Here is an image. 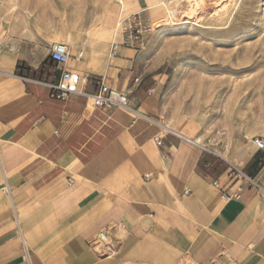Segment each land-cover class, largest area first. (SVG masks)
<instances>
[{
	"label": "crops",
	"instance_id": "0c3cea01",
	"mask_svg": "<svg viewBox=\"0 0 264 264\" xmlns=\"http://www.w3.org/2000/svg\"><path fill=\"white\" fill-rule=\"evenodd\" d=\"M50 43L39 54L1 47L0 264H264V193L228 177L234 165L264 186V153L217 152L163 122L134 49L108 59L106 44H67L85 89L103 76L128 108L50 98ZM99 230L115 254L90 246Z\"/></svg>",
	"mask_w": 264,
	"mask_h": 264
},
{
	"label": "rangeland",
	"instance_id": "374dc122",
	"mask_svg": "<svg viewBox=\"0 0 264 264\" xmlns=\"http://www.w3.org/2000/svg\"><path fill=\"white\" fill-rule=\"evenodd\" d=\"M189 1L0 0V45L106 44L108 55L116 21L137 13L148 30L137 63L158 117L217 152L253 145L264 137V0H200L188 16Z\"/></svg>",
	"mask_w": 264,
	"mask_h": 264
},
{
	"label": "built area",
	"instance_id": "2783aa9c",
	"mask_svg": "<svg viewBox=\"0 0 264 264\" xmlns=\"http://www.w3.org/2000/svg\"><path fill=\"white\" fill-rule=\"evenodd\" d=\"M115 30L118 35L117 40L113 41L108 50V59H112L121 47L134 50L142 49L145 46L146 32L148 31L137 13L119 18L115 23ZM1 53V45H0ZM82 51H80L76 59H81ZM48 58L55 63L59 69V76L56 81L45 83L50 92L49 97L53 99L65 100L71 94L83 95L89 98L95 108H128V93L125 90L111 87L105 82V78L99 77L93 80L94 90L89 92L85 89V85L90 78L87 74H79L67 68V64L71 58V49L69 45L63 42L54 41L48 46ZM23 80H30L20 76ZM138 77L133 81L138 82ZM38 82V81H37ZM152 87L146 90L147 94H151ZM254 146L264 153V137L257 136L252 140ZM157 146L161 147L162 143L155 139ZM148 175H145L147 178ZM228 177H237L245 184L253 185L264 193V186L258 180L246 175L241 169L234 165L229 167ZM213 187H218L217 180L212 182ZM90 246L101 256H110L116 253L111 236L105 230H99L92 237ZM178 264H185L182 261Z\"/></svg>",
	"mask_w": 264,
	"mask_h": 264
},
{
	"label": "bare ground",
	"instance_id": "6f19581e",
	"mask_svg": "<svg viewBox=\"0 0 264 264\" xmlns=\"http://www.w3.org/2000/svg\"><path fill=\"white\" fill-rule=\"evenodd\" d=\"M202 1V0H201ZM116 2L117 3H120L121 2V0H116ZM190 2V7H188V16L190 15H192L194 12H195V10L199 7V2H200V0H190L189 1ZM203 2V1H202ZM54 4H56V2L54 1ZM57 11V10H56ZM166 11H167V13H168V16H174L175 14H177V12H178V10L177 9H169V8H166ZM41 13V12H40ZM43 14H44V12H43ZM45 15V14H44ZM178 15V14H177ZM181 15V14H180ZM185 15H187V13H186V11H185ZM2 50V49H1ZM0 55H1V53H0ZM197 142H198V140H196Z\"/></svg>",
	"mask_w": 264,
	"mask_h": 264
}]
</instances>
